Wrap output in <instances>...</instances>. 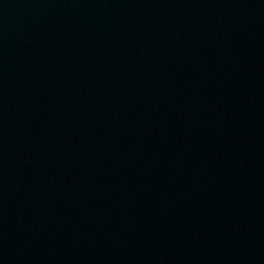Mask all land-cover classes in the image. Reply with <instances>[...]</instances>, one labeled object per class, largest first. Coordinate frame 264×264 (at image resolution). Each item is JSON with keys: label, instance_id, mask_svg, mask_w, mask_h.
<instances>
[{"label": "water", "instance_id": "water-1", "mask_svg": "<svg viewBox=\"0 0 264 264\" xmlns=\"http://www.w3.org/2000/svg\"><path fill=\"white\" fill-rule=\"evenodd\" d=\"M0 264H264V0H0Z\"/></svg>", "mask_w": 264, "mask_h": 264}]
</instances>
